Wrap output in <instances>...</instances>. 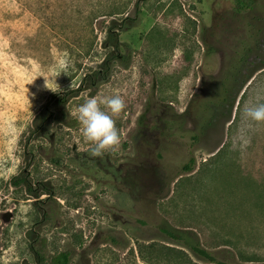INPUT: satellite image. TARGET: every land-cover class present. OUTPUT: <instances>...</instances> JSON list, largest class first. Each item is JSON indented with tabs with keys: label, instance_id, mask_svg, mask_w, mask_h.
Listing matches in <instances>:
<instances>
[{
	"label": "rangeland",
	"instance_id": "374dc122",
	"mask_svg": "<svg viewBox=\"0 0 264 264\" xmlns=\"http://www.w3.org/2000/svg\"><path fill=\"white\" fill-rule=\"evenodd\" d=\"M111 21L132 25L119 32L129 65L60 101L104 59ZM263 30L264 0H0V264H35L32 238L70 264H216L166 231L264 262V123L245 115L264 103ZM235 76L230 118L209 127ZM115 94L120 143L93 157L77 107ZM22 172L34 195L12 184Z\"/></svg>",
	"mask_w": 264,
	"mask_h": 264
},
{
	"label": "trees",
	"instance_id": "16d2710c",
	"mask_svg": "<svg viewBox=\"0 0 264 264\" xmlns=\"http://www.w3.org/2000/svg\"><path fill=\"white\" fill-rule=\"evenodd\" d=\"M129 20L124 19L123 22ZM125 24V23H124ZM124 28L128 29L131 28V23L121 25L120 23H116V21H111L110 25L106 29L104 42H103V50L106 51L104 59L101 61L99 66L92 69L90 72L86 73L77 88L75 89H68L65 92L66 97H63L62 99H59L60 101H63L64 103L69 99L76 97L79 93L84 91H90V95L94 94L96 89L103 83H105L109 75L111 73L112 68L115 65L122 66L126 68L129 65L130 57L126 53H123L121 51L122 43L119 40L120 31ZM256 45L258 47H264V30L258 34L256 37ZM259 48V49H260ZM264 63V59L262 61ZM247 64V63H245ZM233 83L231 84V87H229L225 92L223 98L220 100V102L217 104V111H213V114L208 122V126L211 127V125L216 124L219 119H221L223 116L225 119H229L231 116V111L234 105V101L236 99L237 94L241 90V88L244 86V83L240 81V78L235 76L233 77ZM236 88V89H235ZM226 104L228 106L226 107ZM52 120V112L47 105L41 108L39 113L34 117L33 119V129L32 134L36 137H44L47 132L49 131L50 123ZM193 162L192 159L185 164L181 170V173L188 172L190 170V165ZM29 175L25 172H22L20 175L16 176L12 180V184L14 186H20L24 185L25 189L30 195H34L35 188H33L32 184L29 182ZM45 190V189H43ZM48 192V190H46ZM170 236H172L177 241H182L183 245L186 246L193 254H195L198 258L203 260L204 262L209 263H216V264H240L235 263L233 257L232 260L229 261L226 257L223 258V260L216 259L217 253H228V255H232L230 251L227 250H218L217 252L208 251L207 249L200 246L199 243H194L190 238H184L183 236L176 235L174 233H171L169 231H166ZM33 244L31 243L29 246V250L31 252V255L35 261V264H70L71 258H72V252L71 251H63L56 255L47 256L44 249H43V243L38 240L32 238ZM249 264H264V262H258V263H249Z\"/></svg>",
	"mask_w": 264,
	"mask_h": 264
},
{
	"label": "clouds",
	"instance_id": "9594fccd",
	"mask_svg": "<svg viewBox=\"0 0 264 264\" xmlns=\"http://www.w3.org/2000/svg\"><path fill=\"white\" fill-rule=\"evenodd\" d=\"M56 77L53 72L48 79L44 78V87L51 90L52 85L58 86ZM125 106L123 97L115 94L99 99L95 96L89 97L77 107V119L83 139L90 145L91 156L101 157L106 152L114 151L119 145L120 134L113 117L118 116ZM245 115L251 122L264 123V103L248 107Z\"/></svg>",
	"mask_w": 264,
	"mask_h": 264
}]
</instances>
